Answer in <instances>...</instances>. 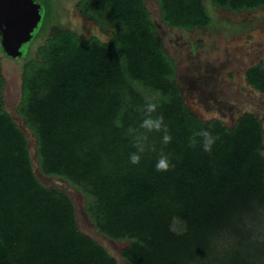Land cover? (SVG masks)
<instances>
[{"label": "trees", "instance_id": "1", "mask_svg": "<svg viewBox=\"0 0 264 264\" xmlns=\"http://www.w3.org/2000/svg\"><path fill=\"white\" fill-rule=\"evenodd\" d=\"M36 1L43 22L19 56L25 63L16 110L35 136L41 174L82 191L95 228L126 243L120 254L129 264H264L261 118L248 111L229 126L188 107L144 0L78 1L107 40L52 23L55 0ZM157 1L168 27L214 23L205 0ZM212 3L234 12L264 7V0ZM47 28L32 55V40ZM1 70L0 56V93ZM245 79L264 95V59ZM146 100L158 105L154 115L165 117L172 142L148 133V150L134 165L127 129L138 128ZM203 129L218 137L211 152L196 135ZM161 149L175 164L167 172L155 168ZM32 159L26 132L0 96V264H117L79 228L70 195L38 178Z\"/></svg>", "mask_w": 264, "mask_h": 264}, {"label": "rangeland", "instance_id": "2", "mask_svg": "<svg viewBox=\"0 0 264 264\" xmlns=\"http://www.w3.org/2000/svg\"><path fill=\"white\" fill-rule=\"evenodd\" d=\"M78 1L55 0L56 7L51 22L69 28L83 38L97 36L102 40L109 39L94 20L81 13L77 7ZM144 1L151 11L166 53L175 62L176 81L182 88L188 107L204 120L219 119L229 126L241 114L254 112L261 118L264 126V95L248 85L245 79L246 69L264 59V7L244 13L220 12L212 0H205L213 16V25L207 29L188 32L163 23L157 0ZM40 27L41 23L35 33L40 31ZM48 34L47 28L32 40V55ZM26 47L28 46H25V50ZM0 56L1 71L5 79V87L0 96L4 101V108L29 138L38 178L44 184L60 187L68 193L76 207L79 228L104 245L116 257L117 264H129L120 254L126 243L108 239L95 228L85 211L86 197L82 191L62 178L41 174L35 136L26 129L16 110L22 97V68L25 58L6 55L1 44ZM261 221L258 225L260 238L264 236V217Z\"/></svg>", "mask_w": 264, "mask_h": 264}, {"label": "water", "instance_id": "3", "mask_svg": "<svg viewBox=\"0 0 264 264\" xmlns=\"http://www.w3.org/2000/svg\"><path fill=\"white\" fill-rule=\"evenodd\" d=\"M41 10L36 0H0V44L9 56L23 54L42 19Z\"/></svg>", "mask_w": 264, "mask_h": 264}, {"label": "clouds", "instance_id": "4", "mask_svg": "<svg viewBox=\"0 0 264 264\" xmlns=\"http://www.w3.org/2000/svg\"><path fill=\"white\" fill-rule=\"evenodd\" d=\"M157 109L158 105L156 103L151 102V100H146L145 104L137 109V111L142 114V119L138 128L130 126L127 129V134L132 136L133 146L136 149L129 157L130 163L134 165H139L141 163L143 153L148 150V133H162V144L165 146L172 142V135L168 125L165 123V117L162 114L154 115ZM141 129L144 131H140ZM196 135L203 138V151L211 152L218 137L213 136L212 133L206 129L198 131ZM152 150L155 151L154 148ZM155 168L158 172H167L175 168V164L171 161L170 156L164 153L163 149H161Z\"/></svg>", "mask_w": 264, "mask_h": 264}, {"label": "flooded vegetation", "instance_id": "5", "mask_svg": "<svg viewBox=\"0 0 264 264\" xmlns=\"http://www.w3.org/2000/svg\"><path fill=\"white\" fill-rule=\"evenodd\" d=\"M217 7V6H216ZM217 8H219V11L220 12H222V11H228L229 13H244L245 11H240V12H234V11H230V10H228V9H225V8H221V7H217ZM258 10V9H257ZM251 11H253V10H251ZM249 12V11H248ZM211 27V26H210ZM207 28H209V26L208 27H195V28H193L192 30H186V31H193V32H196V31H198V30H203V29H207ZM181 30V29H180ZM197 45L198 44H196L195 45V47H197ZM260 61V60H259ZM5 80V79H4ZM4 87H5V85H4Z\"/></svg>", "mask_w": 264, "mask_h": 264}]
</instances>
